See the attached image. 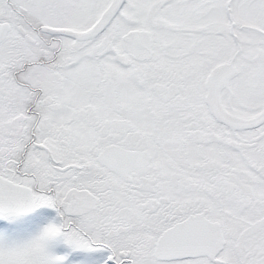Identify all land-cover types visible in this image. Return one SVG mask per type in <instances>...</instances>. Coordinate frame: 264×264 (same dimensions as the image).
I'll return each instance as SVG.
<instances>
[{"label":"snow or ice","instance_id":"snow-or-ice-1","mask_svg":"<svg viewBox=\"0 0 264 264\" xmlns=\"http://www.w3.org/2000/svg\"><path fill=\"white\" fill-rule=\"evenodd\" d=\"M0 264H264V0H0Z\"/></svg>","mask_w":264,"mask_h":264}]
</instances>
